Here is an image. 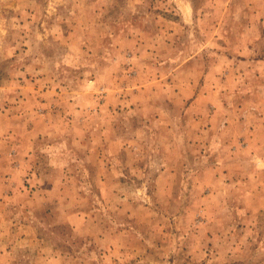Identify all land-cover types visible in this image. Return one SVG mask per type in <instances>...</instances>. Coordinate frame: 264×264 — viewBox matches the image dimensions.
<instances>
[{
    "label": "rangeland",
    "instance_id": "1",
    "mask_svg": "<svg viewBox=\"0 0 264 264\" xmlns=\"http://www.w3.org/2000/svg\"><path fill=\"white\" fill-rule=\"evenodd\" d=\"M246 132L264 0H0V264H264Z\"/></svg>",
    "mask_w": 264,
    "mask_h": 264
},
{
    "label": "crops",
    "instance_id": "2",
    "mask_svg": "<svg viewBox=\"0 0 264 264\" xmlns=\"http://www.w3.org/2000/svg\"><path fill=\"white\" fill-rule=\"evenodd\" d=\"M226 129H228V126L226 127ZM252 134V132L251 133H249V134H247V132H246V134L244 135V137H243V140L245 141V144H244V147L243 148H241V150H239V151H245V150H247V152L251 155L250 156V158H252L251 160H252V162L250 163V166H249V169L251 170V172L252 171H254V170H257V168L258 169H261V167H264V159H262V158H264V157H262L260 154H259V150L258 149H254L253 148V144L256 142L257 143V141H260V140H255V138H250V135ZM235 142L233 141V138H227V142L225 143V146H228V148H229V145H232V144H234ZM233 152H236V149H235V151H233ZM231 152L229 151V154H230ZM237 155H238V152L236 153ZM256 159H258L257 161L258 162H256ZM222 163V165L224 164L223 162H221ZM257 163H259V164H257ZM260 165V166H259ZM221 167H223V166H221ZM223 169H225V168H223ZM222 172H223V170H222ZM245 179V178H244ZM248 180V179H247ZM247 180H240V181H247Z\"/></svg>",
    "mask_w": 264,
    "mask_h": 264
}]
</instances>
